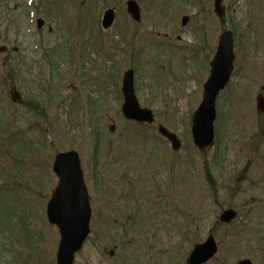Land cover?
<instances>
[{
    "label": "rangeland",
    "instance_id": "374dc122",
    "mask_svg": "<svg viewBox=\"0 0 264 264\" xmlns=\"http://www.w3.org/2000/svg\"><path fill=\"white\" fill-rule=\"evenodd\" d=\"M31 1L0 0V44L10 50L0 54V264H56L59 235L45 204L57 182L53 156L70 148L92 210L73 264H110L101 250L115 244L123 264H184L208 233L218 250L205 264H264V113L255 109L264 95V0H223L221 17L212 0H137L139 22L126 0H60L62 27ZM107 7L116 19L103 30ZM223 28L235 32L233 71L216 99L213 144L199 151L191 117ZM127 68L153 124L121 114ZM12 87L32 110L12 101ZM158 123L178 136V150ZM227 207L236 218L218 223Z\"/></svg>",
    "mask_w": 264,
    "mask_h": 264
},
{
    "label": "water",
    "instance_id": "95a60500",
    "mask_svg": "<svg viewBox=\"0 0 264 264\" xmlns=\"http://www.w3.org/2000/svg\"><path fill=\"white\" fill-rule=\"evenodd\" d=\"M221 0H214V6L220 13ZM127 12L134 20L140 19V8L136 1L126 2ZM115 14L113 9H107L102 17L104 29L111 26ZM188 17H183L181 24L185 25ZM42 24L38 20V26ZM6 50L0 46V52ZM234 60L233 36L230 30H225L219 36L215 54L210 62V73L203 85V97L192 116L191 134L194 145L203 150L212 144L214 138L213 121L215 118V99L221 89L229 80ZM123 104L121 111L126 119L137 122L151 123L154 120L152 111L141 108L135 97L133 88V70L124 72L122 80ZM15 100L20 101L18 93L13 90ZM256 110L264 112V96L256 97ZM158 132L170 141L171 148L180 147L177 136L168 131L164 126L158 127ZM52 171L58 180L51 196L46 204V217L51 225H55L59 233V242L56 251V264H73L75 253L78 252L87 235L89 234V222L91 207L87 188L83 178V172L78 153L68 150L55 154L52 162ZM236 217V211L232 208L225 209L219 216V220L229 223ZM217 251V244L211 234L207 239L193 246L186 264H203ZM235 264H253L248 258L238 259Z\"/></svg>",
    "mask_w": 264,
    "mask_h": 264
},
{
    "label": "trees",
    "instance_id": "16d2710c",
    "mask_svg": "<svg viewBox=\"0 0 264 264\" xmlns=\"http://www.w3.org/2000/svg\"><path fill=\"white\" fill-rule=\"evenodd\" d=\"M24 105L27 107L28 110H32L33 109L32 105L30 103L24 104ZM34 107H35V105H34ZM129 137H132V136H129ZM122 167L124 168V166H122ZM122 167H121V169H122ZM124 232H126V231H124ZM101 253L103 255L107 256L109 258V260L111 259L113 263L116 264V261L118 260V264H123L120 261V254H118V252H114V253L110 254L109 251L107 249H105L104 251L101 250ZM121 257L124 258V256H121Z\"/></svg>",
    "mask_w": 264,
    "mask_h": 264
}]
</instances>
